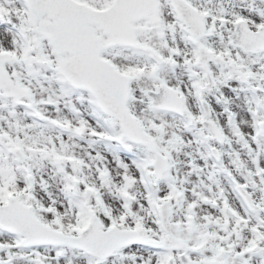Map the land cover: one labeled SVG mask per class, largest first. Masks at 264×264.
Instances as JSON below:
<instances>
[{"label": "snow or ice", "instance_id": "snow-or-ice-1", "mask_svg": "<svg viewBox=\"0 0 264 264\" xmlns=\"http://www.w3.org/2000/svg\"><path fill=\"white\" fill-rule=\"evenodd\" d=\"M0 264H264V0H0Z\"/></svg>", "mask_w": 264, "mask_h": 264}]
</instances>
